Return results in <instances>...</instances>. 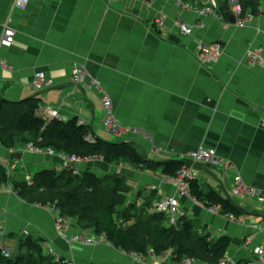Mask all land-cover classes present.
Instances as JSON below:
<instances>
[{
    "label": "crops",
    "instance_id": "1",
    "mask_svg": "<svg viewBox=\"0 0 264 264\" xmlns=\"http://www.w3.org/2000/svg\"><path fill=\"white\" fill-rule=\"evenodd\" d=\"M16 1L0 0V41L7 27L16 33L11 48H0V56L12 68L0 72L1 97L9 101L39 97L43 109L57 110L63 122L78 118L96 138L135 142L149 162L181 160L200 148L213 149L234 170L198 167L196 182L204 193L215 190L222 198L235 200L236 172L248 187L264 190V67L247 61L248 53L261 48L264 56V0H259L252 22L243 28L222 17L218 0L214 2L219 8L212 11L219 18L198 13L213 7V0H184V8L175 0H30L24 10L16 8ZM159 18H164L162 27L155 26ZM180 22L193 29L191 35L180 32ZM201 43L220 44L219 60L200 63ZM77 66L85 70V85L72 81ZM39 73L52 81L50 88H35ZM90 81L99 89H90ZM105 97L121 126L148 134L153 142L140 134L124 139L106 132ZM0 163L11 182L0 189V227L13 240L31 238L48 244L59 259L72 264H171L166 257L140 259L117 250L74 221L66 223L68 235H85L101 244L70 246L56 230V210L29 205L12 191L14 182L32 179L40 171L68 170L64 155L0 146ZM74 168L78 174L91 170L100 177H124L133 195L131 203L141 209L149 198L155 205L167 196H178L161 169L109 165L98 158ZM178 197V221L195 223L211 239L229 238L227 257L237 264L253 260L255 250L264 248V202L235 201L245 212L241 222H234L189 195Z\"/></svg>",
    "mask_w": 264,
    "mask_h": 264
},
{
    "label": "trees",
    "instance_id": "2",
    "mask_svg": "<svg viewBox=\"0 0 264 264\" xmlns=\"http://www.w3.org/2000/svg\"><path fill=\"white\" fill-rule=\"evenodd\" d=\"M258 2L240 0L244 10L253 15ZM219 11L221 13V6ZM42 110L43 101L39 97L9 101L0 96V146L14 150L32 144L37 149H50L82 160L98 158L109 165L125 164L145 171L161 169L167 179L174 177L186 164L181 160L149 162L133 141L106 142L96 138L91 128L78 118L67 122L49 120L42 115ZM73 171L43 170L35 174L33 185L27 181L14 182L12 191L23 202L54 209L67 221L76 222L82 230L104 237L117 250L143 259L160 258L167 252L172 253L175 262L195 258L219 264L227 258L229 238L211 239L186 219H180L177 227H170L168 218L155 210L151 198L142 209L129 201L131 188L124 177H100L91 170L82 174H73ZM10 183L6 169L0 165V189ZM190 196L206 208L219 207L222 215L240 218L245 212L235 200L224 199L215 190L204 193L196 181L190 184ZM20 246L27 251V256L4 258L0 250V264H61L55 257L45 254L39 241L28 238L22 240Z\"/></svg>",
    "mask_w": 264,
    "mask_h": 264
},
{
    "label": "built area",
    "instance_id": "3",
    "mask_svg": "<svg viewBox=\"0 0 264 264\" xmlns=\"http://www.w3.org/2000/svg\"><path fill=\"white\" fill-rule=\"evenodd\" d=\"M165 1V0H164ZM179 4H183L184 0H177ZM30 0H17L16 1V8L20 10L26 9L28 6ZM227 4L229 6V11L236 16L237 22L236 26L243 28L253 20V14L251 12H246L243 8V6L240 3V0H227ZM219 8L217 7V2L213 3V7H206L203 10L199 11L198 13L201 15H209L214 14L212 11V8ZM222 18V17H221ZM160 20V19H159ZM156 27H162L163 22L162 21H155ZM178 26L181 30V33L184 35H191L193 32V29L187 25L184 22L178 23ZM15 37L16 33L14 29L7 27L4 30L3 37L0 41V48H11L12 45L15 43ZM223 54V49L221 45L219 44H207V43H201L198 46V60L203 63H213L216 62ZM247 61L251 66L255 67H264V56H263V50L258 49L256 51H252L247 54ZM12 68L7 65L5 60L0 56V72L2 70H8L12 71ZM85 77V70L81 68L80 66L75 67L72 70V81L75 84L78 85H85L86 81ZM35 88L37 90H42L44 88H48L52 86V81L47 80L44 73H39L35 77ZM90 89H99V84L95 81H90L89 84H87ZM104 108V118L102 121V127L105 128L108 132L118 136L119 138L126 139L128 136H131V134H140V136L147 140L153 142V139L148 134H145L143 132H131L127 129H125L123 126H121L114 115L113 109H112V102L110 98H105L103 101ZM42 115L46 116L49 120L53 119H60L59 113L57 110H47L43 109L41 111ZM264 125V121H263ZM128 135V136H127ZM127 136V137H126ZM133 136V135H132ZM90 140H93V137L89 136ZM129 142V141H127ZM27 148L31 150L32 152L41 154L43 152H46L50 155H55L57 152L53 150H41L35 148L32 144L28 145ZM97 158H91L82 160L78 157H70L64 155V164L65 167L68 170L73 169V174H78V171L74 168L75 165L81 164L83 162L93 160ZM181 161L186 162L185 166L180 168L176 175L172 178L168 179V182L174 185L177 188V194L178 196H184L189 195L190 196V184L194 181H197L198 173L197 168L200 166H210L212 168H218L225 171H231L234 170L232 164L222 157L220 158L217 154V152L213 149L209 148H200L198 150L192 151L184 156ZM4 166V163H0ZM8 171V169L6 168ZM60 172V171H59ZM29 185H33L34 181L33 178H28L27 180ZM178 196H167L163 200H159L155 204V210L165 215L168 218V224L170 227H177L178 224V214L180 212V201ZM234 196L238 198L239 200L245 199V198H255L261 202H264V190H258L251 187H248L245 185L244 180L242 176L236 172L235 180H234ZM198 204L202 205L198 201H195ZM212 213L220 214V208L219 207H212L208 208ZM221 216L228 218L231 221L234 222H241V217L237 218L234 215H222ZM66 223L67 220L62 218L60 215L55 220V227L58 231V234L61 236L63 240H65L70 246L75 244H82L85 246H91V245H97L101 244L100 240H95L93 238L85 237L82 235H68L66 232ZM3 233V231L1 230ZM1 233V235H2ZM0 235V236H1ZM252 239V237H250ZM250 239V240H251ZM43 250L46 255L52 256L56 258V261L61 264H72L69 261L59 259L56 252L48 245L45 244L42 246ZM11 250L8 248L3 247L2 249V255L5 258H11ZM140 259H142L139 256H136ZM154 258V256H151ZM163 257L167 258L165 261L169 260L171 261V264H209L204 263L199 260H196L195 258H186L180 262L173 261L172 253L167 252ZM219 264H237L230 258H225L222 260ZM243 264H264V248H258L255 250V257L253 260L248 261Z\"/></svg>",
    "mask_w": 264,
    "mask_h": 264
},
{
    "label": "rangeland",
    "instance_id": "4",
    "mask_svg": "<svg viewBox=\"0 0 264 264\" xmlns=\"http://www.w3.org/2000/svg\"><path fill=\"white\" fill-rule=\"evenodd\" d=\"M164 1V0H163ZM165 1H168V0H165ZM214 1H216V0H213V3H214ZM219 1V0H218ZM175 2H176V5L177 6H179V7H183L184 8V4H179V2L177 1V0H175ZM212 10L213 11H216L217 10V8H212ZM213 16L215 17V18H219V15H217V14H213ZM160 19V20H159ZM159 19H157L156 20V22L157 21H162V22H164V18H159ZM155 23V22H154ZM179 27V26H178ZM179 30H180V28H179ZM180 32H181V30H180ZM207 44H209V43H207ZM216 44H218V43H216ZM200 45V44H199ZM220 45V44H219ZM13 46V45H12ZM197 53H198V51H197ZM197 58H198V56H197ZM219 60V59H218ZM217 60V61H218ZM200 62V61H199ZM201 63V62H200ZM207 64H211V63H207ZM51 87V86H50ZM50 87H48V88H50ZM105 98H108V97H105ZM104 98V99H105ZM104 99H103V101H104ZM103 106H104V104H103ZM103 108H105V107H103ZM47 110H55V109H47ZM54 120V119H53ZM60 120V119H59ZM61 121V120H60ZM118 122V121H117ZM103 124V123H102ZM103 126V125H102ZM104 128V127H103ZM105 129V128H104ZM106 132H108L107 130H106ZM108 133H110V132H108ZM111 135H113V136H115V137H118V136H116V135H114V134H112V133H110ZM132 197H133V195L132 194H130V199H129V201L131 202L132 201ZM235 201L237 202V201H239V199L238 198H236L235 197ZM0 229H2L1 227H0ZM3 231V230H2ZM70 233V232H69ZM92 235H93V232H90ZM83 236H85V235H83ZM22 240V239H21ZM20 243L21 242H19V241H15V240H13L11 237H9V236H7L6 234H5V232L3 231V233H2V235L0 236V250H2L3 249V247H5V248H8V249H10V250H13L12 252H11V258H14V259H16V258H18L19 257V255L21 254L22 256H27V251L25 250V249H22V247L20 246ZM20 255V256H21ZM5 258V257H4Z\"/></svg>",
    "mask_w": 264,
    "mask_h": 264
},
{
    "label": "water",
    "instance_id": "5",
    "mask_svg": "<svg viewBox=\"0 0 264 264\" xmlns=\"http://www.w3.org/2000/svg\"><path fill=\"white\" fill-rule=\"evenodd\" d=\"M221 2V9L224 12L225 16L228 18L231 24H236L237 18L229 11V6L227 0H219ZM76 166V165H75Z\"/></svg>",
    "mask_w": 264,
    "mask_h": 264
},
{
    "label": "bare ground",
    "instance_id": "6",
    "mask_svg": "<svg viewBox=\"0 0 264 264\" xmlns=\"http://www.w3.org/2000/svg\"><path fill=\"white\" fill-rule=\"evenodd\" d=\"M16 38V37H15Z\"/></svg>",
    "mask_w": 264,
    "mask_h": 264
}]
</instances>
